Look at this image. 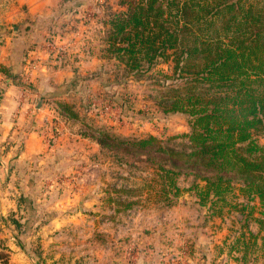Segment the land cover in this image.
Here are the masks:
<instances>
[{
	"label": "rangeland",
	"instance_id": "rangeland-1",
	"mask_svg": "<svg viewBox=\"0 0 264 264\" xmlns=\"http://www.w3.org/2000/svg\"><path fill=\"white\" fill-rule=\"evenodd\" d=\"M12 1L0 0V33L6 35L8 32L7 37H0L3 39L0 41L5 57L3 61L11 63L10 58L15 57L14 66L8 73L2 74L0 102L5 98L8 85L10 88L14 84L17 99H23L33 95L40 83L43 86L48 84V77L55 76L60 70L68 68L66 73H74V82L68 79L67 83L56 88L45 87L42 92L47 89L49 91L44 93L58 96L48 99L49 108L57 105L61 114L58 103L63 101L73 105L78 119L51 116L46 120L38 117L35 124L38 121L44 124L42 130L48 131L45 143L49 148L63 145L70 149L68 151L73 157H69V161L94 162L92 166H83L80 179L84 182L88 175L90 180L84 184H92L88 188L93 191L91 194L99 192V197L104 199L103 208L106 203L111 204L109 197L117 201L115 204L120 207H115L121 211L140 208L139 215L132 212L131 219L124 222L128 227L132 223L139 225V229H134L135 235H132L133 231L122 233L126 244H129L128 250L126 245L116 246L113 243L108 255L119 256L127 252L125 258L129 263L134 257H143L144 260H140L145 261L144 264H264V206L258 196L248 193L245 178L231 175L232 183L227 187L225 185L224 193L217 196L208 193L206 181L200 180L190 169L182 168V174L177 177L182 191L176 197L173 195L175 190L164 187L159 170L161 155L152 152L157 161L151 162L144 152L136 148L129 147L127 150V146L120 145L118 141L103 147L93 137L98 136V130H102L120 141L153 135L164 145L176 149L190 144L183 136L191 132L188 116L163 111V104L168 103L171 94L170 87L185 83L176 80L172 60H159L153 67L144 69L142 74L132 75L108 51L109 22L116 13L124 10L119 0H56L57 6L51 5L53 11L50 15L41 19L33 17L25 4L12 9ZM21 35L25 38L20 44H15L17 50L13 46V52L8 56L7 45L13 37ZM37 98H30L29 105L16 103L15 109L27 104L28 109L38 111L43 107V100L39 98L35 101ZM5 103L9 104L7 100ZM256 138L264 147V133ZM165 165L167 169L172 167L170 162ZM204 173L213 175L212 172ZM14 185L12 182L8 187L5 183L1 187L12 189ZM24 185L28 186V182ZM9 195L7 202L13 200ZM15 200L23 205V212L18 208H9L5 216H0V222L6 226L5 229L11 225L18 230L20 238L16 236V243L21 244L22 250L35 260L39 258L40 262L43 255L42 236L26 243V238L30 237L28 234H37L33 231L34 221L31 222L35 219V199L22 197ZM81 204L85 205L84 201ZM27 208L31 220L27 218ZM108 209L96 213L92 211L91 214L98 216L101 227L88 231L85 238L77 232V244L99 239L103 242L99 253H107L106 229L112 227L108 223L112 219V214L106 212ZM6 239L0 236V252L7 255L10 261L11 251L3 245ZM85 248L87 246L78 250Z\"/></svg>",
	"mask_w": 264,
	"mask_h": 264
},
{
	"label": "trees",
	"instance_id": "trees-1",
	"mask_svg": "<svg viewBox=\"0 0 264 264\" xmlns=\"http://www.w3.org/2000/svg\"><path fill=\"white\" fill-rule=\"evenodd\" d=\"M119 4L124 10L109 22V53L132 75L159 60H172L176 80L185 83L170 87L163 111L188 116L191 132L183 136L190 144L176 149L153 135L120 141L102 130L93 137L103 147L118 141L127 150L136 148L151 162L157 161L152 152L161 155L164 187L175 190L176 197L182 191L177 177L187 168L206 181L209 194L217 196L232 183L233 175L245 178L248 193L264 206V147L256 138L264 133V0H119ZM0 70L9 72L1 64ZM58 107L66 117L78 119L73 105L60 101ZM0 264H9L2 251Z\"/></svg>",
	"mask_w": 264,
	"mask_h": 264
},
{
	"label": "crops",
	"instance_id": "crops-1",
	"mask_svg": "<svg viewBox=\"0 0 264 264\" xmlns=\"http://www.w3.org/2000/svg\"><path fill=\"white\" fill-rule=\"evenodd\" d=\"M56 2V0H13L10 4L12 9L14 7L20 8L25 4L29 8L28 12L33 17L41 19V17L50 15L53 11L51 5L57 6ZM6 35L8 36V32H6ZM6 35L0 33V37H7ZM23 37L21 35L11 39L10 44L7 45L9 49L8 56L12 54L13 46L17 50V45L15 44H20ZM2 40L0 38V41ZM2 52L0 49V64L10 71L11 66H14L15 57L10 58L11 63H7L3 61L5 57H3ZM67 70L69 69H62L55 76L51 75L53 78L49 76L48 84L43 86V83H40V86L35 89L36 92L33 90L34 94L28 95L29 97L26 96L27 98L17 99V95L14 93V87L16 86L12 84L9 88L8 85L5 98L0 102V214H2L0 216H5L9 208L10 210L18 208L20 212H23V205L15 199L22 197L35 199L33 203L36 209H34L35 219L31 220L29 208H27V218L28 220L31 218V222L34 221L35 228L33 231H36L37 234H28L30 237L26 238V243H30V240L34 241L36 236H42L41 238L38 237L42 245V259L38 262L39 258L35 260L31 254L23 251L22 245L16 243V236L18 239L20 238L18 230H14L11 225L10 228L5 229L6 226L0 222V236L4 239L7 238L6 244L3 243V245L8 246L7 250L11 251V264H78L79 262L85 264H144L145 261H142L144 260L143 257H134L133 261L129 263L130 261L125 258L127 252H122L119 256H114L112 253L111 256L108 255L112 250L110 246L113 243L116 246L126 245L125 248L128 250L129 244H126L127 240L122 233L133 231L132 235H135L134 229H139V225L132 223L131 227H128L124 225V222L131 219L130 213L138 214L140 210L139 208L138 210L127 209L121 211L115 207L117 201L115 199L111 200V197H109V203L111 204L108 205L106 203L105 205L107 206H104V208H109L106 212L109 211V214H112L111 222H108L112 227L109 230L106 229V237L108 239V242H106L107 253H99L101 252L99 247L103 244L99 239H92V241L85 244L82 242L81 245L77 244L75 237L77 232L82 233L85 238L88 231L101 227L98 216L91 213L92 211L94 213L96 211L101 212V209H104L101 206L104 203V199L102 200L99 197L101 196L99 192L91 194L93 191L90 192L88 188H91L89 186L92 184H84L90 180L88 175L85 176L84 182L82 178L80 179L83 166H92L94 162L69 161V157H73L72 153L68 151L70 149L63 147V145L62 147L57 145L49 148L45 143L48 131L42 130L44 124L39 123V121L38 124H35L38 117L49 120L51 116H54V118L65 116L59 113L57 105L49 108L46 103L49 101L48 99H51V96L56 95L55 98H57V94L44 92H48L49 90L47 89L49 87L56 88L67 83L68 79L74 82V79H72L75 78L74 73H66ZM2 74L5 73L0 70V89L3 85ZM68 75L70 77H66ZM45 87H47L46 91L42 92ZM38 95L43 100L42 109H38V111L36 109H28L30 98H37ZM39 98L35 99V101H38ZM6 100L9 102L8 105L5 103ZM20 102L28 105H23L24 107L22 108L17 107L18 110H16L15 107ZM28 122L30 124H27ZM5 148L6 150L3 151ZM34 180L36 181L35 185H33ZM12 182L15 185L12 189H9L8 187H11ZM22 182H28V186L24 185V183L21 184ZM5 183H7L8 187L5 188L4 186L2 188L1 184L5 185ZM20 185L23 186L20 187ZM8 194H10L9 198H13V200L7 202ZM82 201H84L85 205L81 204ZM36 202L38 203L36 204ZM120 218H122L121 222H119ZM142 225H145V222H142ZM26 227L30 229L29 224ZM41 232L42 235H39ZM109 243L111 245H108ZM82 246H87V248L79 251L78 248Z\"/></svg>",
	"mask_w": 264,
	"mask_h": 264
},
{
	"label": "water",
	"instance_id": "water-1",
	"mask_svg": "<svg viewBox=\"0 0 264 264\" xmlns=\"http://www.w3.org/2000/svg\"><path fill=\"white\" fill-rule=\"evenodd\" d=\"M16 29H18V27H16Z\"/></svg>",
	"mask_w": 264,
	"mask_h": 264
}]
</instances>
